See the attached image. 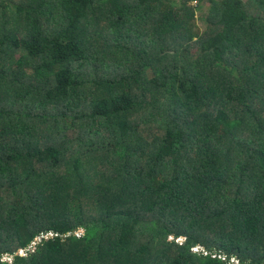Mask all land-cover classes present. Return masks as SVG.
<instances>
[{"label":"trees","instance_id":"1","mask_svg":"<svg viewBox=\"0 0 264 264\" xmlns=\"http://www.w3.org/2000/svg\"><path fill=\"white\" fill-rule=\"evenodd\" d=\"M198 1L0 0V264H264V0Z\"/></svg>","mask_w":264,"mask_h":264},{"label":"rangeland","instance_id":"2","mask_svg":"<svg viewBox=\"0 0 264 264\" xmlns=\"http://www.w3.org/2000/svg\"><path fill=\"white\" fill-rule=\"evenodd\" d=\"M175 1L176 3H178L179 5L180 4H183L187 1V4L189 6H192V7H195V11H194V26L199 28V31L202 32L205 28V25H206V16H207V11H208V8H207V4L204 3L203 4H199V1L198 0H173ZM243 2H246L247 0H242ZM199 4V6L197 7V5ZM195 40V39H192V41ZM138 44H141V41H137ZM194 49V46H190V50H193ZM147 69V68H146ZM147 72L150 73L149 70H146ZM199 248V247H197ZM26 253V252H25ZM8 258H10L9 256H7ZM233 263H236L237 261L236 260H232Z\"/></svg>","mask_w":264,"mask_h":264},{"label":"clouds","instance_id":"3","mask_svg":"<svg viewBox=\"0 0 264 264\" xmlns=\"http://www.w3.org/2000/svg\"><path fill=\"white\" fill-rule=\"evenodd\" d=\"M23 252V254H25V252L24 251H22Z\"/></svg>","mask_w":264,"mask_h":264}]
</instances>
